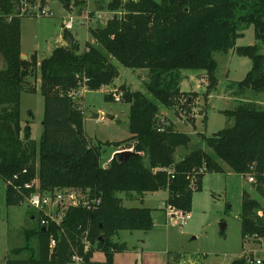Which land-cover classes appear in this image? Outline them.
<instances>
[{
    "label": "trees",
    "instance_id": "1",
    "mask_svg": "<svg viewBox=\"0 0 264 264\" xmlns=\"http://www.w3.org/2000/svg\"><path fill=\"white\" fill-rule=\"evenodd\" d=\"M23 1L32 3L0 0V52L7 64L0 70V181L6 185L5 203H26L37 191L27 187L34 181L41 192L77 190L101 203L94 211L83 205L69 208L61 227L51 223L45 228L40 220L38 228L25 231V245L12 249L6 264H70L73 249L85 257V264H114L116 253L127 251L126 243L116 240L121 232H149L155 225L154 210L126 208L119 194L143 196L168 190L167 207L190 213L193 194L201 191L204 176L225 172L222 164L242 176L255 167L256 190L264 194V109L256 102L226 111L233 127L203 136L205 148L212 153L192 151L178 163L176 151L187 148L191 137L175 130L161 115L166 108L189 120L197 93L183 90L188 75L182 72L203 71L209 96L218 86L214 55L234 48L243 27L254 26L258 44L236 50L252 61L237 87L241 93L251 90L264 97V0H112L108 10L122 13L104 27L90 30L95 43L87 42L86 51L81 53L66 31L71 42L55 48L41 62L37 54L22 58L21 19L28 15L23 14ZM118 64L148 70L147 94L122 85L121 102L130 105V138L93 145L85 132L84 111L69 94L84 79L89 91L110 86L120 77ZM36 74L45 102L39 143L32 138V112L24 124L20 112L22 93L37 90L28 88ZM105 100L115 101L112 95ZM109 145L115 153L102 165V148ZM203 165L207 171L201 174ZM259 210L261 203L244 192L241 233L245 242L264 244V215ZM87 231L93 248L85 255L82 237ZM52 239L57 241L53 249ZM96 251L105 254L104 261L94 260ZM232 264H246V260Z\"/></svg>",
    "mask_w": 264,
    "mask_h": 264
},
{
    "label": "rangeland",
    "instance_id": "2",
    "mask_svg": "<svg viewBox=\"0 0 264 264\" xmlns=\"http://www.w3.org/2000/svg\"><path fill=\"white\" fill-rule=\"evenodd\" d=\"M111 1L70 0L61 3L58 0H32V3L28 4L30 14L21 19L23 56L29 60L37 54L38 61L41 62L50 57L55 48L64 43L68 45L64 24L70 17L74 20V28L69 32L83 53L87 50V42L95 43L90 30L104 27L109 20L122 13L108 10ZM43 11H46L47 15H43ZM86 16L87 22H83ZM241 30L242 35L236 40L234 48L227 53L217 52L214 55L218 63V86L209 96L206 95L209 81L203 71L182 72L188 75L183 90L197 93L189 120L179 117L176 110L162 109L161 115L172 123L175 130L180 128L193 137L192 144L187 148H178L175 155L177 163L184 153L190 154L200 149L212 153L210 149L205 148L203 136L211 137L221 130L233 127L234 120L226 116V111H232L244 102H256L264 109L262 95H257L251 90L241 93L237 87L251 70L252 61L238 55L236 50L239 47L258 44L254 26L243 27ZM118 66L120 77L110 85L111 87L105 86L98 91L86 89L81 93V97L77 98L87 120L85 132L93 145H98L99 142H121L130 138V105L123 101H106L105 96L116 90L121 91L122 85H127L131 91L147 94L146 87L150 81L148 70L128 69L119 64ZM6 68L7 64L0 52V70ZM29 80L28 88L37 90L35 93H22L21 119L24 124L30 120L29 112H32V138L39 143L43 133L45 102L40 90V75L36 74ZM200 80H205V84ZM100 112L98 119H90L92 113ZM110 116L117 119L110 120ZM118 121L121 123L118 124ZM102 149V165H106L114 146H103ZM222 165L225 172L207 173L204 176L201 191L193 194L191 219L184 225L175 223V216L167 214V194H164L163 190L155 194L149 193L145 203L136 201L132 206L154 209V228L149 232H121L120 238L116 240L126 243L127 251L116 253L114 264H232L233 261L248 255L263 258L262 241L243 240L241 215L244 192L261 203L262 210L257 212L264 215V194L256 190V182L250 183L247 175H237L226 165ZM5 186V183L0 181V264H6V258L12 249L25 245V231L38 228L40 220L45 217V212L33 210L27 203L21 206H7ZM222 225L226 227L223 229ZM35 243L36 240H33L32 244ZM94 260L104 261L105 254L96 251Z\"/></svg>",
    "mask_w": 264,
    "mask_h": 264
},
{
    "label": "built area",
    "instance_id": "3",
    "mask_svg": "<svg viewBox=\"0 0 264 264\" xmlns=\"http://www.w3.org/2000/svg\"><path fill=\"white\" fill-rule=\"evenodd\" d=\"M22 4L24 5L23 8V14H30L29 11V3L27 1H23ZM43 15H47L46 11L41 12ZM88 17L86 16V19H84L83 22H87ZM74 28V20L72 17L69 18L67 22L64 24V29L66 31H71ZM87 79H84L83 83L79 84V87L77 90H74L69 95L72 98H80L81 93L84 90H88L87 88ZM113 96L114 100L116 102H121L122 100V91L116 90L113 91V93H109ZM207 167L206 165H203L202 168L199 170V173L203 174L206 173ZM248 181L250 183L256 182L255 177V167H250V170L247 174ZM172 178L174 176L172 175ZM195 182L192 181L191 183V189H195ZM28 188L36 187L37 191L26 200V203L29 207H31L33 210L45 212V217L43 218L41 224L45 228L49 226L51 223H54L56 226L61 227V223L65 217L66 211L71 207H79L80 205H83L87 210L94 211L98 208L101 201L100 199H91L90 197L85 198L82 196V194L77 190H56L53 192H41L39 190V187L37 188V181H34L32 184L27 185ZM49 210V211H48ZM168 215H174L175 216V223L184 225L186 222H188L191 219L190 213H182L177 210H175L172 207H169V212H167ZM89 232H85L82 237V246L84 250V254H88L92 251V242L89 237ZM57 244V241L55 239L51 240L50 248L53 249ZM73 256H72V262L76 264H85V257L81 256L77 249L72 250ZM246 264H264V257H258L254 255H248L245 256Z\"/></svg>",
    "mask_w": 264,
    "mask_h": 264
},
{
    "label": "crops",
    "instance_id": "4",
    "mask_svg": "<svg viewBox=\"0 0 264 264\" xmlns=\"http://www.w3.org/2000/svg\"><path fill=\"white\" fill-rule=\"evenodd\" d=\"M91 42V41H90ZM62 46H65V43L62 45ZM202 74V73H201ZM201 76V75H200ZM119 80V79H118ZM201 81V83H204L205 84V80H200ZM184 84H185V80L182 82V88L184 87ZM106 87H108V86H106ZM109 87H111V86H109ZM105 87H102V89H104ZM84 111V110H83ZM92 115H93V113H92ZM101 116V112L99 113V117ZM84 117H85V113H84ZM90 119H92V116L90 117ZM115 119H117L115 116H114V120ZM86 122H87V120H86V118H84V127H85V125H86ZM121 122H119L118 124H120ZM178 131L179 132H183V133H186L184 130L182 131V130H180V128H178ZM186 134H188L190 137H191V144H192V142H193V137L190 135V133H186ZM190 144V145H191ZM178 150V149H177ZM196 151V150H195ZM177 152V151H176ZM115 152H112L111 154H110V156H109V158L108 159H111V157H113V154H114ZM191 153V152H190ZM187 155H189V153H184V154H182L181 155V160L185 157V156H187ZM180 160V161H181ZM107 163V162H106ZM162 191V190H161ZM160 192V191H159ZM162 192H164V194H167V198H165L166 200V202H167V199H168V190H163ZM156 193H158V192H156ZM153 194H155V192L153 193ZM149 195V193H145L143 196H139V195H137L136 193H132V194H126V193H124L123 195H119V197L120 198H122L123 199V206L124 207H126V208H140V207H137V206H132V205H134V203H136V201H139V202H141V203H145V199L147 198V196ZM146 208H150V209H152V210H154L153 208H151V207H146ZM102 262V261H101Z\"/></svg>",
    "mask_w": 264,
    "mask_h": 264
},
{
    "label": "water",
    "instance_id": "5",
    "mask_svg": "<svg viewBox=\"0 0 264 264\" xmlns=\"http://www.w3.org/2000/svg\"><path fill=\"white\" fill-rule=\"evenodd\" d=\"M70 42H71V38H70V36H67V44H69ZM22 58H23V60H27V57H26V56H23ZM92 118H93V119H98V118H99V114H95V113H93ZM109 118H110V120H114V116H110ZM118 123H119V121H118ZM225 227H226V225H222V228H223V229H224ZM44 230H45V229H44Z\"/></svg>",
    "mask_w": 264,
    "mask_h": 264
}]
</instances>
